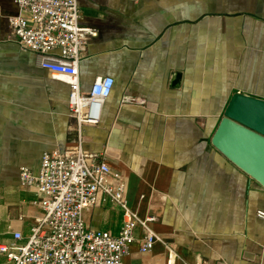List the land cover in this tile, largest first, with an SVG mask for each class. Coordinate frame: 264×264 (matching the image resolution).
Masks as SVG:
<instances>
[{"label": "crops", "instance_id": "crops-1", "mask_svg": "<svg viewBox=\"0 0 264 264\" xmlns=\"http://www.w3.org/2000/svg\"><path fill=\"white\" fill-rule=\"evenodd\" d=\"M80 24L97 30L82 48L83 91L115 80L98 123L82 139L69 84L39 67L13 37L16 0H0V244L26 239L42 216L20 172L38 173L45 152L101 154L128 180L127 201L178 254L177 264H264V187L212 143L235 93L264 99V0H78ZM143 100V104L127 101ZM81 142V143H80ZM89 227L117 234L110 200L85 211ZM124 264H167L168 249ZM0 264H12L0 253Z\"/></svg>", "mask_w": 264, "mask_h": 264}, {"label": "built area", "instance_id": "built-area-1", "mask_svg": "<svg viewBox=\"0 0 264 264\" xmlns=\"http://www.w3.org/2000/svg\"><path fill=\"white\" fill-rule=\"evenodd\" d=\"M16 4L18 13L9 17L12 35L22 49L35 55L39 67L69 84L68 107L81 141L83 125L100 121L115 84L110 76L98 77L88 91L81 89L82 48L97 30L80 24L78 0H16ZM20 181L23 187L35 189L38 198L33 204L42 209V216L26 239L17 231L10 243L0 244V253L12 264H124L137 229L143 232L141 252H151L162 243L168 249L167 264H177L174 248L152 228L156 217H140L129 206L127 178L101 154L86 152L81 144L75 150L45 152L40 171L22 168ZM107 199L123 213L117 234L89 227L84 217L86 210ZM257 215L264 220L263 209Z\"/></svg>", "mask_w": 264, "mask_h": 264}, {"label": "water", "instance_id": "water-1", "mask_svg": "<svg viewBox=\"0 0 264 264\" xmlns=\"http://www.w3.org/2000/svg\"><path fill=\"white\" fill-rule=\"evenodd\" d=\"M213 145L264 187V99L235 93L222 115Z\"/></svg>", "mask_w": 264, "mask_h": 264}]
</instances>
